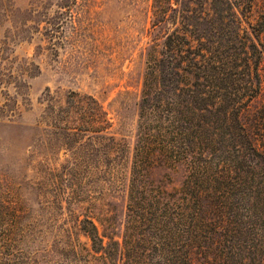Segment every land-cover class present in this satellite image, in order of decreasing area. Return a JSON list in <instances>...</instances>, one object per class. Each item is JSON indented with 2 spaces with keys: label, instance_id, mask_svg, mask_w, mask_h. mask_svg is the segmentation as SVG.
<instances>
[{
  "label": "trees",
  "instance_id": "16d2710c",
  "mask_svg": "<svg viewBox=\"0 0 264 264\" xmlns=\"http://www.w3.org/2000/svg\"><path fill=\"white\" fill-rule=\"evenodd\" d=\"M254 5L152 0L154 25L170 28L147 53L133 160L94 98L73 92L56 111L63 131L105 133V173L121 171L128 192L123 244L82 222L90 264H264V142L243 121L264 91ZM177 167L187 172L180 188L148 187L153 169Z\"/></svg>",
  "mask_w": 264,
  "mask_h": 264
},
{
  "label": "rangeland",
  "instance_id": "374dc122",
  "mask_svg": "<svg viewBox=\"0 0 264 264\" xmlns=\"http://www.w3.org/2000/svg\"><path fill=\"white\" fill-rule=\"evenodd\" d=\"M67 1L0 0V264H90L86 219L106 243L131 233L105 133L63 131L56 111L73 92L94 98L133 160L147 53L170 27L154 25L152 0ZM249 21L264 45V0ZM243 121L263 143L264 91ZM186 175L153 169L146 182L172 191Z\"/></svg>",
  "mask_w": 264,
  "mask_h": 264
}]
</instances>
